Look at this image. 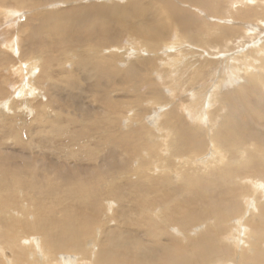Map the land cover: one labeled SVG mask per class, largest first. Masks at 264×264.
I'll return each instance as SVG.
<instances>
[{"label":"bare ground","instance_id":"6f19581e","mask_svg":"<svg viewBox=\"0 0 264 264\" xmlns=\"http://www.w3.org/2000/svg\"><path fill=\"white\" fill-rule=\"evenodd\" d=\"M42 1L26 2L23 14L0 0V95L10 91L0 102V122L8 120L0 148L7 139L29 153L16 162L0 149V213L9 220L0 216V264H264V0H63L39 9ZM83 11L132 36L88 76L77 71L82 59L66 68L58 54ZM217 15L232 24L212 22ZM173 25L159 47L143 44ZM168 41L176 51L162 49ZM47 94L55 118L43 121L49 106L39 105L40 127L29 129L33 101ZM122 106L132 111L124 128ZM19 189L36 199L17 198ZM18 205L33 208L30 222ZM21 219L41 236L40 253L10 243L5 226Z\"/></svg>","mask_w":264,"mask_h":264},{"label":"rangeland","instance_id":"374dc122","mask_svg":"<svg viewBox=\"0 0 264 264\" xmlns=\"http://www.w3.org/2000/svg\"><path fill=\"white\" fill-rule=\"evenodd\" d=\"M7 1L10 3L11 7L14 10H17V11L18 10H21V12L23 14L25 13V11H31L32 10V8L31 7H28V4L26 3L29 0H21V3L17 2L16 0H7ZM60 1H63V0H48V2H46L45 0H43L39 4L40 6H42V8L40 7L39 9L50 8V7L57 8V7H60V6L62 7V5L58 4ZM72 1H74V0H70L69 3H71ZM215 1L222 2L224 4L226 3V0L225 1L224 0H215ZM247 4H249V2ZM249 6L250 5H247L246 9H249ZM221 9L223 10L224 7L221 6ZM84 13H86V11H83V12L80 13L85 18L84 23L82 25H78L77 24L76 25V29L71 31V35L72 36H71L70 40L65 41L64 39H62V41H60L61 43H63V46H65V48H61V49L58 48V54L62 57V61H63L64 67H66V68H70L71 65L74 67L82 59L83 63H86V64H85V66L83 65V67L79 68L77 71L81 70V71L84 72V75L85 76H88V75H90L89 74V70L93 68V62L94 61H104L103 58H106L110 54H116L117 55L116 52H114V51L113 52H108V50H112L111 48H113L114 46L119 47L121 45H123L122 48H127L128 46H126L124 43H126L127 41H129L130 40L129 38L132 37V36H130V33H129L128 30L122 29V28L121 29H114L113 25H111V28L108 29V30H106L105 28H101L100 26H98V24L96 23V21H95V23H93L94 22V19L89 18L88 15H84ZM78 16H79V19H81L80 18V15H78ZM228 18H230V17L228 16ZM225 19H226V17H224L223 15H217L216 18L214 19V21H212V22H215V23L217 22L219 24L220 22H222ZM205 21L206 20L202 21V23L205 22ZM208 22H210V20H208ZM223 22H225L227 24H228V22H231L230 24H232V21H229V20L223 21ZM154 23L157 24V25H159V26L162 25V22L160 20H158V19L155 20ZM168 29H169V26L166 28V30H168ZM174 29H175L174 25L171 26V28L168 30V34H167L166 37H164L163 34H162V36H159L156 33L157 30H155L153 33H151L149 35H145V42H143V44H145L146 46H148L150 48H154L155 46L157 48V47L160 46V44L164 40H167V38L172 34V30H174ZM149 30H151V28H149ZM56 32H57V30H55L54 32H52V34L58 35ZM183 34L186 37L187 36H193L194 32L192 30H189L187 33H183ZM158 37H160V38H158ZM56 39H61V38L58 37ZM169 43H170L169 41L166 42V43H164L162 45V49H165L168 52H174V51H176V49H174V48H171L170 50H167L168 49L167 46L169 45ZM116 51H117V49H116ZM118 53L120 54V52H118ZM83 54H85V55L82 58L81 55H83ZM121 55L122 54H120V56ZM32 57H34V56H32ZM146 57H148V56L146 55ZM13 58H15L16 60H18V58H19V59H21L22 62H26V61H28L30 59V57L20 56V53H18V52H17V56H14L13 55ZM118 61L124 62L125 61V57L124 58H119ZM118 61L116 62V64L118 63ZM120 62L118 63L119 66H121L120 65ZM73 63H76V64H73ZM128 63L129 62H126L125 65H122L121 68L126 67L128 65ZM0 64H4V63H0ZM5 69L6 68H3L2 70H0V75L1 74H5ZM149 71H150V74H152V76H153V77L150 76V78H153L154 80L160 81V79L158 78L157 73H156L155 70L153 71L151 69ZM149 71H148V73H149ZM91 76H92V74H91ZM155 77H157V78H155ZM49 81H51V80H49ZM97 81H100V80L98 79ZM0 82H1V79H0ZM83 82H85V80L79 79V83H83ZM3 86L6 87V85H3ZM232 86H234V85H232ZM232 86L229 85L228 87L231 88ZM239 87H240V85L239 86H236V87H233V88L238 89ZM229 88H226V89H229ZM9 92H8V94H6L4 96L3 95H0V102L5 101L8 98ZM74 92H76V93H78L80 95H82V94L85 95V96H82L83 101H84L83 104H85V106H88L90 104H96V105H98L97 102L92 101L90 99L91 96H89V94L87 93V91H79L78 92L77 90H75ZM108 95L109 94H105V97H107ZM160 95L165 96V97L168 95V93L165 92L164 88L161 87V86H160ZM24 96L27 97V98H33V96H30L29 94H27V95H21L20 98H23ZM114 96H115L114 93H112L111 95H109L110 98H114ZM116 97H118V96L116 95ZM41 99H42V97L39 96L38 97V101H33V109H34V111L32 112V114H28V118H26V124L28 125V128L29 129H32L33 128L31 122H35L37 126H38V124H41V122L38 119V115H39V109H40V107L42 109V104H47L49 106L48 111L46 112L47 114H45V112H44L43 115H42L43 121H50L53 118H55V116L57 114V111L58 110L56 108H54L51 105V103H47V101H48V94H47V97H46L45 100H41ZM39 105H40V107H39ZM179 105L180 104L177 103L176 104V108L177 109H180L182 112H184L181 109V106H179ZM90 107H91V105H90ZM99 108H100V106H99ZM50 109H52V112H50ZM121 110H122L121 111V114H122V120L121 121L123 123V126L122 127L124 128V127L127 126V124H125V123H127L125 117L132 115V111L129 110L128 107H125V106H122ZM13 113H14L13 111H11V112L6 111L5 112L6 117H8L10 119H11ZM219 114L223 115V114H225V111L224 110L223 111H220ZM101 115L102 116H105V113H102ZM186 116L188 117V115H186ZM3 121L4 122H8L7 118L3 119ZM3 121L0 122V126H2ZM26 124H25V126H26ZM132 124H130V128H133L132 126H134V127L137 126L138 125V122L132 123ZM202 126H203V124L200 125V127H202ZM38 127H40V126H38ZM241 132L244 134L245 130L242 129ZM28 139L31 140L30 137ZM4 143H5V145H3V147L0 148V149L6 155L13 156L15 158L16 162L19 161L20 155H21V159H24V158L27 159L29 157V153H18L17 152L18 149H16V148H13L12 149V147H14V146L7 139L5 140ZM106 144L108 145L109 143L106 142ZM201 156L202 155H199V157H201ZM140 162H141V160H138L136 163H140ZM147 162L149 164V168L151 170H153L152 169L153 168L152 161L147 160ZM191 166L192 165H187V170H186L187 171V174L186 175H188L190 173V171H192ZM9 167L11 168L12 166H9ZM186 175H182L180 178H177V180L178 181L181 180ZM247 175H249V173L240 174V176H238V177L245 178ZM46 178H49V177L47 176ZM103 184H105V182H103L102 184H100V187L101 188H105V186ZM58 190L61 191V194L64 193V189H58ZM21 194L24 196V198H22V199H36L35 196H34V194H31L30 195L28 191L23 190V189H19L17 191V193L15 194V196L17 198H20ZM262 197H264V196H262ZM40 198L41 199H44L45 197L42 196V195H39V197L37 199H40ZM104 199H106V196L104 197ZM154 200L156 201L157 200V197H155ZM110 204H111V201H110ZM40 205H42L44 207V204L43 203H41ZM111 205H113V204H111ZM156 205H159V207L161 209H163L164 206H165L164 204H161V203H156ZM13 210L15 212L21 213V215H24L25 216L24 217L25 218V222L26 221H29L30 222L32 220L33 215H34V210L31 207H23V206L18 205L17 207L13 208ZM28 212L31 213L32 215L30 216L28 214ZM0 216H2V217L5 218V215L3 213H0ZM7 221L9 222V220H7ZM25 222L22 221V219H21V223H17L12 228L11 231H10L9 225L8 226H5V230H6V233H7L8 237H9V241H10L11 244H17V245H21V246H26L30 250L32 249L30 251V253H29V256H32L33 251L38 252L36 246H37L38 241H39V238H41V236L39 234H36V233L25 232L23 230V228H22V225ZM0 226H1V224H0ZM169 231L170 232H177V231H174V229L172 227H170ZM248 235H249V232H248ZM250 241H253V238H250ZM89 242L90 241H88L87 244ZM32 244H33V247H34V244H35V248H32V246H31ZM87 244L85 245L86 248L87 249H90L91 247L89 245H87ZM40 246L41 247H44L42 245V243L40 244ZM5 251H6V253H8L9 259H11L9 247L5 246ZM38 253H40V252H38ZM58 260H55L56 264H58ZM83 262L86 263L85 261H83Z\"/></svg>","mask_w":264,"mask_h":264}]
</instances>
